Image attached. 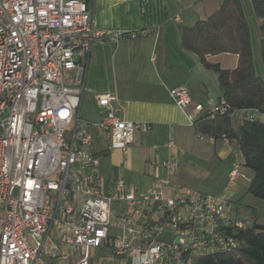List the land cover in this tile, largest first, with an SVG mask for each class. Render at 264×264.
<instances>
[{"label": "built area", "instance_id": "obj_1", "mask_svg": "<svg viewBox=\"0 0 264 264\" xmlns=\"http://www.w3.org/2000/svg\"><path fill=\"white\" fill-rule=\"evenodd\" d=\"M92 2L0 0V264H197L236 251L256 222L234 214L251 182L241 163L220 194L186 189L174 178L186 153L171 136L167 178L156 168L149 189L102 172L94 140L126 152L151 125L127 119L114 92L95 96L96 119L82 117L94 45L139 37L97 28ZM170 95L192 126L228 111L225 100L195 105L185 86ZM237 115L264 123L257 111Z\"/></svg>", "mask_w": 264, "mask_h": 264}, {"label": "crops", "instance_id": "obj_2", "mask_svg": "<svg viewBox=\"0 0 264 264\" xmlns=\"http://www.w3.org/2000/svg\"><path fill=\"white\" fill-rule=\"evenodd\" d=\"M202 1L204 0H200ZM221 1L212 0L211 9L205 11L204 15L200 12V17L197 18L196 15L184 17L183 14L190 4L196 2L195 0H93L91 7L97 28L137 32L139 37L135 40H124L119 44H95L91 53L87 82L92 60L95 66L104 67L108 63L118 72L127 70L129 71L127 74L135 75L136 80L150 91L148 93L150 103L160 107L161 110L158 111L161 112L162 122L172 127H191L183 110L176 105L179 109L175 111L174 105V109L167 105L169 100H173L170 91L178 86H185L195 105L204 106V101H207V107L216 105L222 98V92L219 89L218 75L203 67L197 56L182 47V29L207 19L219 9ZM224 58L230 60L231 66H226L228 63ZM207 59L211 63L219 64L223 69L232 70L238 67L237 55L223 54L208 56ZM119 99L127 119L140 122L138 119L140 110L131 108L132 104L129 101ZM97 113L98 108L96 118ZM144 121L141 123H148L151 128L153 127L151 120ZM98 139L102 140L103 137ZM111 151L107 150V147L99 152L93 151L103 154L101 169L105 176H109L113 171L120 173L117 166H111L108 172L103 168V162L110 156Z\"/></svg>", "mask_w": 264, "mask_h": 264}, {"label": "rangeland", "instance_id": "obj_3", "mask_svg": "<svg viewBox=\"0 0 264 264\" xmlns=\"http://www.w3.org/2000/svg\"><path fill=\"white\" fill-rule=\"evenodd\" d=\"M189 5L188 9L183 11L184 17L204 15L205 11L211 9L212 0H204ZM196 4V6H195ZM242 4L247 16V21L251 28L252 46L254 53V62L256 71L259 75L264 76V67L261 60L259 49V21L253 14L250 0H242ZM189 24V23H185ZM231 66L230 60L224 58ZM107 66L101 67L94 65L90 69L87 92L84 96L82 117L86 119H96L97 108L94 101L95 94L105 92H116L121 100L129 101L134 109L140 110L138 119L140 122L151 120L153 127L148 132L136 131L134 144L127 148L126 152L113 150L110 156L104 160L103 168L109 171L111 166H117L119 174L122 175L129 186L140 190H147L152 186L153 179L156 175V168L160 169V178L166 179L167 173L161 167L163 161L169 157L167 143L170 135H173L179 151H184L186 157L174 178L179 180L186 189L197 190L209 194H220L227 185L226 176L233 163L242 162L241 154L236 146V142L226 143L218 140L210 141L209 138L198 135L194 127H172L168 123L162 122L160 107L152 105L148 93L142 83L123 70L116 71L113 65L106 63ZM173 84V83H172ZM172 99V98H171ZM207 101L204 106L207 107ZM167 105L179 109L173 100H169ZM161 110V109H160ZM187 109L186 113H190ZM241 116L233 118L234 125L242 122ZM101 135V132H98ZM107 141L105 137L102 140H94L91 149L95 152L106 149ZM246 187L239 193L240 201L234 206L237 210L234 214L240 217H246L257 214L259 224L264 225V201L255 199L249 194H245ZM105 251L103 254L105 255ZM103 255V256H104Z\"/></svg>", "mask_w": 264, "mask_h": 264}, {"label": "trees", "instance_id": "obj_4", "mask_svg": "<svg viewBox=\"0 0 264 264\" xmlns=\"http://www.w3.org/2000/svg\"><path fill=\"white\" fill-rule=\"evenodd\" d=\"M253 14L259 21V49L264 67V0H250ZM182 47L197 56L200 63L218 75L219 89L228 106L225 115L201 114L193 124L195 132L216 141L236 142L241 165L251 176L245 194L264 201V123L241 115L234 125L232 113L257 111L264 115V76L257 73L252 46L251 28L242 0H222L219 9L205 20L185 26ZM237 55L236 69H223L208 61V56ZM240 116V115H237ZM252 229L236 235V251L199 258L197 264H264V225L253 214ZM263 231V232H261Z\"/></svg>", "mask_w": 264, "mask_h": 264}, {"label": "water", "instance_id": "obj_5", "mask_svg": "<svg viewBox=\"0 0 264 264\" xmlns=\"http://www.w3.org/2000/svg\"><path fill=\"white\" fill-rule=\"evenodd\" d=\"M261 232H263V231H261Z\"/></svg>", "mask_w": 264, "mask_h": 264}]
</instances>
